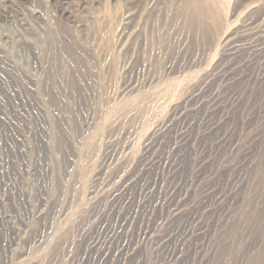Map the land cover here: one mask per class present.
Here are the masks:
<instances>
[{
  "label": "rangeland",
  "instance_id": "obj_1",
  "mask_svg": "<svg viewBox=\"0 0 264 264\" xmlns=\"http://www.w3.org/2000/svg\"><path fill=\"white\" fill-rule=\"evenodd\" d=\"M0 264H264V0H0Z\"/></svg>",
  "mask_w": 264,
  "mask_h": 264
},
{
  "label": "bare ground",
  "instance_id": "obj_2",
  "mask_svg": "<svg viewBox=\"0 0 264 264\" xmlns=\"http://www.w3.org/2000/svg\"><path fill=\"white\" fill-rule=\"evenodd\" d=\"M105 39H110L108 33L105 35ZM110 48H111V46H110V42H109V40H107V43H106V47H105V49H106L107 51H110V50H111ZM111 61H113V63H114V62H115L114 58H111ZM106 105H107V104H106Z\"/></svg>",
  "mask_w": 264,
  "mask_h": 264
}]
</instances>
